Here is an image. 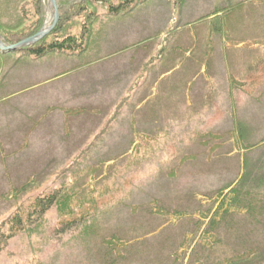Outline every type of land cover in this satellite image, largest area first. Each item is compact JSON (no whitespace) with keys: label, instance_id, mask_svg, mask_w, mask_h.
<instances>
[{"label":"rangeland","instance_id":"1","mask_svg":"<svg viewBox=\"0 0 264 264\" xmlns=\"http://www.w3.org/2000/svg\"><path fill=\"white\" fill-rule=\"evenodd\" d=\"M62 1L71 0H55L57 11ZM239 2L236 11L199 20ZM25 10L33 12L29 4ZM41 10L40 31L55 13L50 0ZM100 38L87 59L141 43L53 81L79 61H20L1 75L0 223L19 202L30 206L63 183V167L94 142L149 65L82 163L99 167L95 179L78 180L79 199L87 184L98 199L92 217L67 226L49 210L40 229L8 242L0 264H217L249 248L258 257L242 264H264V184L255 182L264 179V146L246 154L228 135L236 118L243 144L264 138V0H145ZM71 108L85 113L66 117L62 110ZM216 144L220 149L208 154ZM244 170L250 173L242 180ZM238 178L241 188L251 183L242 196L222 192ZM31 179L17 201L2 198ZM235 197L253 208L222 215ZM113 235L120 239L114 253L104 243Z\"/></svg>","mask_w":264,"mask_h":264},{"label":"trees","instance_id":"2","mask_svg":"<svg viewBox=\"0 0 264 264\" xmlns=\"http://www.w3.org/2000/svg\"><path fill=\"white\" fill-rule=\"evenodd\" d=\"M144 2L145 0L62 1L58 7L59 20L51 31L32 44L15 48L13 50H7L6 48L16 47L23 41L35 37L42 29L44 23L41 10L42 0H0V79L3 71L14 68V66L19 64L20 61H22V63L24 61L36 62L54 56L62 57L65 60L79 61L77 65L48 79L53 81L57 78L68 76L79 70L91 67L97 62L105 60L113 55L124 51L127 52L134 49V47L140 46L141 42L126 46L125 48L116 51L115 53H109L106 56H97L94 58L89 57V59H87L88 54L92 52L90 51L92 47L96 46V48H98L101 34L115 25L117 20L130 16V14ZM175 2L180 4L181 2L183 3L184 0H175ZM28 4L31 5L33 9L32 13L25 10V5ZM242 5L243 3L239 2L226 5L220 10L214 9L207 16H203L199 20L209 17L211 20H215L216 16L227 15L230 10L236 11ZM97 8L101 10L100 13L97 11ZM212 28L214 27L212 26ZM213 31L217 32V29ZM163 50L164 49L160 52L162 53ZM159 58H161V54L159 55ZM150 62L153 64V60ZM147 64L148 63L142 66L143 71H141L130 84L125 97H123L118 104L114 105L101 132H99L94 138V142L78 153L73 160H71V163L69 162L70 164L68 163L63 167L60 173L64 175L62 181L65 180L63 183H61L58 188L53 189L46 194L44 193L45 195L33 200L30 206H26L25 203L19 202L16 205V210L10 214L6 220L0 223V253L7 246L8 242L17 235L25 233L29 236L40 229L45 214L53 208L56 209L59 217L65 220L64 222L67 226L76 223H85L86 220H89L92 217L91 209H94L98 199L94 190L89 187V184L86 185L83 198L79 199L78 195L83 191L82 189H84V186L80 185V183L78 184V180H80V177L83 175L90 179H95L99 167L93 165L92 167L87 168L84 167L82 163L85 160L86 155L90 153L91 149L95 147L97 143L103 141L102 138L110 130L112 124L120 118L123 107L130 103L135 91L141 87L143 83L141 80L145 77L144 74L146 71H148L147 67H149V65ZM46 81L44 82L46 83ZM238 81L234 80L230 82L231 89L235 88ZM4 99L5 97H2L0 98V101ZM52 109L54 110L55 108ZM62 111L66 117H76L85 113L83 109L78 108L65 109ZM130 123L133 124V119H130ZM231 126H233V128L228 132V135L232 137L235 148L242 147L241 150L248 154L256 148L264 146V138L257 143L243 144L246 139L245 131L242 123L236 118L233 119V125L231 124ZM220 147L221 146L217 144L209 147L208 154L214 153L217 149H220ZM188 157L190 156H184L183 158ZM249 173L250 172H245L244 170L241 179L243 180V178ZM67 177H69V181H66ZM33 180L34 179H31L28 183H25L18 188H11L8 194L2 198L5 200L12 198L17 201L19 197L24 194L28 186L34 182ZM242 180H239L238 178L235 179L233 183L224 185L222 192H225L226 195L237 194L242 196L243 188L251 185V183L249 184V182H245L246 187L244 186L241 188L240 185ZM256 181L258 185L264 184L263 177L256 178L255 182ZM255 182L253 183L254 185ZM242 201L243 200H241L240 197L233 198L232 201H230V205H232L231 207L233 209H225L222 215H228L233 210L248 212L249 209L253 208L250 205L252 203L251 201H247V204ZM85 208H90V212ZM217 212L219 211L217 210ZM217 212L215 215H217ZM198 220H200V218ZM213 220L215 219L212 218V221ZM118 241H120V239L113 235L112 237L105 239L104 243L107 248H109V251L114 253L115 247L118 246L116 244ZM252 256L258 257L257 248H249L243 254L225 259L223 262H218L217 264H242L243 262H248Z\"/></svg>","mask_w":264,"mask_h":264},{"label":"water","instance_id":"3","mask_svg":"<svg viewBox=\"0 0 264 264\" xmlns=\"http://www.w3.org/2000/svg\"><path fill=\"white\" fill-rule=\"evenodd\" d=\"M50 1L53 3L54 9H55L52 25L49 28H47L46 30L39 31L35 37L29 38V39L23 41L22 43H20L16 47L6 48L7 50H13L15 48H20V47L32 44V43L36 42L38 39H40L41 37H43L44 35H46L49 31H51V29H53L56 26V24L59 20V15H58V11L55 7V0H50ZM0 47H1V45H0Z\"/></svg>","mask_w":264,"mask_h":264}]
</instances>
